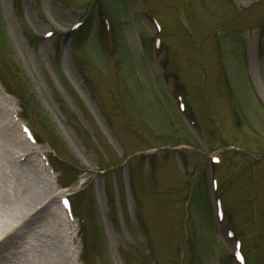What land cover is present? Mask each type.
Listing matches in <instances>:
<instances>
[{"label": "rangeland", "instance_id": "obj_1", "mask_svg": "<svg viewBox=\"0 0 264 264\" xmlns=\"http://www.w3.org/2000/svg\"><path fill=\"white\" fill-rule=\"evenodd\" d=\"M0 211L7 264H264V0H0Z\"/></svg>", "mask_w": 264, "mask_h": 264}, {"label": "bare ground", "instance_id": "obj_2", "mask_svg": "<svg viewBox=\"0 0 264 264\" xmlns=\"http://www.w3.org/2000/svg\"><path fill=\"white\" fill-rule=\"evenodd\" d=\"M51 194H52V192H49V195H51ZM38 195H39V191L31 188L28 195H27V199H28L26 202L27 205L29 206L31 203H33L37 199ZM0 218H1L0 219L1 221L4 220L3 216H0ZM223 220H224V216H223L222 221ZM1 221H0V243L2 242V237L7 234V230L2 224L3 221L2 222ZM66 249H67V246H66ZM6 256H7L6 254H5V256H3V254H1V252H0V264H7L6 262H7L8 257H6Z\"/></svg>", "mask_w": 264, "mask_h": 264}]
</instances>
